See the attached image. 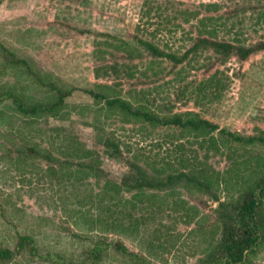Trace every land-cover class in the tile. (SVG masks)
<instances>
[{
	"label": "rangeland",
	"instance_id": "obj_1",
	"mask_svg": "<svg viewBox=\"0 0 264 264\" xmlns=\"http://www.w3.org/2000/svg\"><path fill=\"white\" fill-rule=\"evenodd\" d=\"M200 34L245 45L264 40V0L0 3V243L14 247L26 234L40 252L22 251L4 264H80L95 242L116 241L147 264L205 262L222 214L264 176V142H245L264 135V49L240 59L200 46L174 63L143 44L181 56ZM50 82L72 90L56 115L22 114L4 94L21 96L27 106L48 105L56 99ZM107 98H121L128 108L109 106ZM188 113L240 140L216 131L215 147L164 123ZM108 137L121 153L105 145ZM27 147L39 154H26ZM91 158L99 176L74 174L80 160ZM132 163L155 176L197 165L212 189L123 185L116 196L113 190L97 196L107 179L120 183L134 174ZM61 164L73 171L70 179ZM260 220V243L246 264H264V201ZM121 258L111 248L95 264H135L128 254Z\"/></svg>",
	"mask_w": 264,
	"mask_h": 264
},
{
	"label": "trees",
	"instance_id": "obj_2",
	"mask_svg": "<svg viewBox=\"0 0 264 264\" xmlns=\"http://www.w3.org/2000/svg\"><path fill=\"white\" fill-rule=\"evenodd\" d=\"M3 0H0V3ZM146 49H149L152 54L159 57H168L174 63L182 62L183 59L191 51H196L198 47L210 48L214 53L222 55L224 58L230 57L232 54L237 55L240 59H246L251 54L264 49V40L258 41L253 44H235L230 41H223L218 38H212L204 34H200L196 37L194 45L186 50L181 56L175 52H166L160 49L158 46L151 42H143ZM42 84H45L42 82ZM51 89L56 93V99L52 103L46 105L44 103H35L27 106L21 96H16L11 92L4 93L7 98L12 99L16 105L18 112L22 114H45L56 115L58 109L63 108L66 105L65 97L68 96L72 90L71 88H61L54 82H50ZM94 98L100 97L95 91L87 90ZM1 95V94H0ZM1 101V98H0ZM109 106L115 105L117 108H128V102L121 98H107ZM50 113V114H49ZM145 116L151 119L149 113H145ZM165 124H174L188 128L192 133H196L202 139L208 143H212L217 146L219 141L217 135L214 132L217 131L219 137L223 140L232 138L234 140H240L239 136L225 128H220L217 124L210 122L208 119L201 118L189 114L182 116L180 114L165 117ZM264 142V135H249L245 138V142ZM104 143L108 147H113L114 153H121L119 146L113 142L109 137L104 140ZM87 155H92L93 152L90 149H84ZM39 154V152L33 147H27L26 152ZM21 152H23L21 150ZM28 154V153H26ZM86 155V156H87ZM116 155V154H115ZM94 159H90V163L85 159L80 160L77 163V170H74V174H79L80 171H94V174L99 176L97 170L98 165L93 163ZM135 173L125 175L122 181L116 182L107 179L104 182V190L102 189L97 196H105L109 190L115 192V196L123 190V185L133 187L136 189L148 188V187H172L176 183H191L197 188L204 191H211L212 186L209 179L205 176V170L201 167L194 165L186 170L171 171L166 174H158V176L152 175L149 171L137 163L131 164ZM51 173H58L54 168H51ZM65 169V171H63ZM61 170L63 176L71 178L73 171L67 170V166L61 164ZM62 178V177H61ZM113 196V195H112ZM114 196V197H115ZM216 197V195H215ZM91 198V197H90ZM97 201H99L96 198ZM104 199L100 200V203L104 205ZM264 201V176L254 180L241 194L240 200L238 199L232 203V209L226 214H222V228L220 237L213 245L211 250L206 254L202 264H246L247 255L253 251L260 243L263 224L260 220V207ZM122 202L119 200L118 203ZM223 205V204H221ZM86 213H82L81 217L85 218ZM98 216V215H97ZM98 217H101L100 215ZM94 216H91V220ZM94 221V220H92ZM103 221V220H102ZM82 223V222H78ZM123 225V223H122ZM113 249L117 252L123 260V254H128L135 264H147L145 258L131 250H129L121 241L114 243L108 242H95L90 249L85 250V257L81 260L80 264H95L97 261L104 259L106 252L109 249ZM25 251L26 253L33 254L34 256L40 254L39 247L36 240L26 234H20L18 236L17 243L14 247L8 244L0 243V264L11 262L18 253ZM121 260V261H122Z\"/></svg>",
	"mask_w": 264,
	"mask_h": 264
}]
</instances>
